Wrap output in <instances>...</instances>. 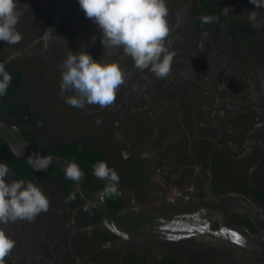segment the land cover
Segmentation results:
<instances>
[{"label": "rangeland", "instance_id": "obj_1", "mask_svg": "<svg viewBox=\"0 0 264 264\" xmlns=\"http://www.w3.org/2000/svg\"><path fill=\"white\" fill-rule=\"evenodd\" d=\"M195 1L166 0L170 28L166 44L174 53L171 67L180 68L185 72L184 77L188 76L183 83L177 78L159 81L147 70L135 71L132 59L123 54L122 48L104 52L97 25L85 17L82 9L75 10V17L70 13L77 0H16L21 13L16 27L22 40L15 45L0 41V63L23 70L24 83L19 98L35 110L38 126L33 131L38 141L67 143L74 137H84L89 145L104 150V162L113 170L118 166V172L130 169L131 162L124 157L127 148L140 147L143 143L147 144L144 147L147 162L158 161V169L161 162H168L171 168L165 165V169L153 172L150 192L146 190L137 198L134 182L127 183L122 189L126 195L125 210L119 214H123V221L135 220L140 210L148 208L145 211L148 223L139 227L135 235L154 237L177 224V220L166 219L163 227L164 222L160 224V218L150 207L166 208L172 205L171 202L178 206L176 195L181 192L182 196H187L188 191L183 187L176 190V184L170 179L186 174L194 183L195 189L190 194L192 200H209V214L213 217L208 224L211 234H200L201 230L193 234H200L204 244L229 246L226 255L236 251L241 253L239 263L252 262L260 255L259 243L264 242V228L260 226L264 223V209L259 207L252 212L251 206L256 207V201L249 198L248 192L234 189L244 177L251 185L264 188V6H256L251 0H223L231 27L216 32L211 27L194 28ZM259 2L264 4V0ZM244 26L255 28V33L241 31ZM53 27L58 35L54 34ZM82 50L97 61L119 62L126 73L123 85L133 86L140 80L141 106L150 89L156 88L153 105L157 106L158 100L163 99L165 102L158 106L167 104L166 110L157 115L155 108L153 112L145 108L131 112L139 118L132 117L129 123L120 121L116 114H126V90L122 89H118L115 99L122 102L120 112L114 109V104L106 108L85 105L83 109L66 104L65 97L73 93H62L59 87L62 64L69 51L78 53ZM178 89L183 95H177ZM172 107H175L174 111ZM97 120L101 123L97 124ZM134 120L139 124H131ZM0 133L9 141L15 154L37 155L23 143L14 124H0ZM175 148L181 154L178 152L173 161ZM164 156L166 160L162 161ZM205 159L210 165L202 164ZM7 180L11 182L16 178L9 174ZM100 182L99 179L98 184ZM37 186L48 197L49 210L39 214L33 222L0 225L16 242L5 260L10 264H111V260L104 261V258L113 248L108 250L106 244L93 243L89 233L96 228L88 225L80 213L81 207L65 206L59 199V185L54 179L47 177ZM154 195H161L156 205L152 201ZM93 198L100 201L98 193ZM227 207L248 209L253 218L256 215L263 217L256 220L258 224L253 230L223 228L227 221L230 222L224 217ZM196 214H183L177 228L187 229L191 225L201 229L206 225L204 214ZM168 215H172L171 210ZM120 220L117 219L116 226H121ZM97 228L116 231L111 217H106ZM233 233L239 235L242 243L236 242ZM185 246L186 252L192 249L189 243ZM223 262L231 264L233 260ZM117 263L119 260L114 261Z\"/></svg>", "mask_w": 264, "mask_h": 264}, {"label": "flooded vegetation", "instance_id": "obj_2", "mask_svg": "<svg viewBox=\"0 0 264 264\" xmlns=\"http://www.w3.org/2000/svg\"><path fill=\"white\" fill-rule=\"evenodd\" d=\"M196 2L197 0L193 4V15H194L193 25L195 29H199L203 27H211L216 32H223V31L228 30L231 27V21L229 20L228 16L226 15L224 11V1L223 0H220L221 5H222L221 9L226 17L227 23L218 28L217 27L215 28L214 26H211V25L198 26L196 24V21L198 19V13L195 7ZM62 7L60 9V12L62 10ZM75 10L77 11L81 10L78 0L70 12L72 16L74 17L77 16V14L75 13ZM55 17H57V14ZM53 29H55V27H53ZM240 30L245 31L246 33H255L256 31L255 28L249 27V26H244L240 28ZM54 34L55 35L59 34L56 29L54 30ZM125 69H128V68H125ZM133 69H135V71L138 70L136 68H133ZM149 74H151L152 78L155 77L152 73H149ZM184 75H185V72L181 70L180 68L171 67V72L169 76L167 77V79L172 80L173 78L175 79L177 78L178 80H181L180 83H183L184 79L185 80L188 79V76L184 77ZM151 77L149 79H152ZM155 79H158V78L155 77ZM158 80L160 81L161 79H158ZM139 81L140 80H138L137 83L133 86L122 85L119 88L124 91L126 90L125 108H124L126 114L124 113L116 114L120 121H123V122L128 121L129 123L132 117H136V118L140 117L135 114H131V112L136 113L139 110L141 111L142 109H145V108H150L152 109L151 112H153V108H155L157 110V115H159V113L163 112L164 110H166V107H168L167 104L163 106H158L165 102L163 99L158 100L159 103L157 104V106L153 105V101H155L154 93L157 92L156 88L150 89L151 91L145 97L146 101H144V103L141 106L140 98L143 96V92L141 90V83ZM21 89H20V93H21ZM180 93L182 92H180V90L178 89L177 95H179ZM181 95H183V93ZM209 95L210 94H206V96H209ZM113 104H114V109L120 112V106L122 104L121 100L117 98V100ZM175 106H176V110L178 109L179 111L180 108L178 107L177 103L175 104ZM30 107L33 108L31 105ZM174 108L175 107H172L173 111H174ZM184 109L187 110V107L185 106ZM34 113H35V110H34ZM169 116H172V114ZM174 116H176V114H174ZM37 120H38V117H37ZM37 120L36 122H38ZM138 122L139 121L134 120V122H132L131 124L138 125L139 124ZM11 123L14 124L15 128H17V132L21 140L23 141V143L30 146L33 149V152L35 154L44 156V154L36 150L34 145L30 144L29 142L23 139V137L20 135V129L14 123L13 120L11 121ZM0 124H10V123L0 121ZM131 124L129 126H131ZM37 126H38V123L36 126H29V128L33 131L34 128ZM149 126L150 125H147L146 127H149ZM155 127L157 128V125H155ZM154 131H156L155 133H157L156 129ZM34 138L37 142L43 143L37 140L35 132H34ZM76 138L81 140V142L85 144L88 150L90 151L98 150L101 153H103L102 161L104 162L105 152L102 148L94 146L93 144L89 145L87 140L84 139V137H74L70 141ZM67 143H55V144H67ZM43 144L51 145L53 143H48V144L43 143ZM146 145L147 144L143 143V144H140V147L139 146L138 147L129 146L127 148L124 157L128 158V160L131 162L128 165L130 169L129 171L122 170L121 172H118L119 169H118V166H116L114 171L119 177L120 181L119 182L117 181L114 184L111 181H105V180H101L100 184H98L99 179L94 174H92L87 180L86 179L87 174L83 171L81 165L76 162L81 168V170L83 171L84 175H83V178L78 182H73L71 180V184H70L71 189L74 192V195L78 196L79 198V201L74 205H71L68 201L65 200L64 194L62 193V186L60 184L59 178L55 174L51 172H47L48 169L37 170L39 172H47V173H45L41 177L39 183H36L33 181L32 182L36 185H39L44 179H47L48 177L49 179L50 178L54 179L58 183L59 199L65 204L67 208L81 207L80 213L84 215V217L87 219L86 222H88V225L91 226L92 228H96L93 231V233H91V231L89 233L92 236L91 239L93 243L95 244L97 242H100L101 244H106V247L108 248V250L110 247L113 248L112 249L113 251L110 250L111 253H109L108 255H105V258H104V261L107 260L108 262H110L111 260L112 261L111 264H114L115 260H119V263L117 264H226L227 262L224 263L223 260L226 261L227 259H229L230 262L233 260V263L231 264H264V242L259 243L258 248L261 250V252H260V255L257 256V259L252 262L245 261L243 263H239L240 260L238 257L241 255V253L237 251L232 254L230 253L226 255L225 251L230 249L229 246L225 247L223 244L215 245L213 243L204 244L205 242L202 241V236L200 234L202 233L211 234L208 229V224L211 223L209 220L213 221V217L209 214V208H210L209 200L208 201L207 199L201 200V201L199 199L192 200L193 198H191L190 194L195 189L194 183H193L192 178H190V176H187L186 174L181 175V177H178V179H176L175 177L173 179H170L171 183L176 184L175 185L177 186L176 190H178V187H183L186 191H188L187 196L186 195L182 196L181 192L178 195H176L175 199L178 201V206H176L175 202H171L172 205L166 208H164V206H161V207L151 206L150 207L155 210L154 213H156L158 217L160 218V224L164 222V224H162L163 227H165L164 225H165L166 219L172 220L174 222H176L177 220V224H175L173 228L170 229L168 232L158 234L157 236H154V237L147 238L144 234H138V235L134 234L135 231L139 230V227H144L145 223H148V219L146 218V215H145L146 213L145 211L148 210V208H145L144 210H140L138 213L139 216L135 220L128 219V220L123 221V218H122L123 214L119 215L125 210V202H126V195L124 194L122 189H125V187L127 186V183H130L131 185V183L134 182L135 184L133 188L135 189V196L139 198L146 192V190L150 192V186L152 185L153 172L157 173L158 171L165 169V165L170 167L168 162L166 164L161 162L160 163L161 167L158 169L157 168L158 161H154L151 163L147 162L144 157L146 153L145 152L146 150L144 149V147ZM132 150H134L133 154L131 153ZM176 150L177 149L175 148L173 149V152H172L173 161L177 159L178 152H180ZM150 155H152V153ZM46 156H51V155H46ZM25 157L28 158L27 156ZM51 157H52V161H56L60 163L61 166L64 167V169L66 167V164L69 162L68 160L60 158V157H55V156H51ZM165 160L166 159L164 156L162 158V161H165ZM202 164L210 165V163L207 162L206 159L204 160V162H202ZM162 173L166 174V172H162ZM9 174L14 176L16 179H23L20 176H18L16 173L9 172ZM23 180L26 182L30 181L26 179H23ZM109 186H114L116 189V192L121 195L122 205L119 209H116V210L112 209L105 201V194L107 191H109L108 190ZM234 190L239 191L241 193H243L244 191L248 192L249 198L256 201V207L255 205L251 206V210H253L252 212H256V210L259 207L264 209V188H261L260 186H256V185H251L247 177H244L241 184L238 185ZM212 191H214L213 188H212ZM96 193L99 194L100 201H97L93 198V195ZM260 193L262 195H260ZM160 196L161 195L159 196L154 195L152 197V201L155 203V205L157 203L156 200L158 199V197L161 199ZM136 201H138L139 203V199H137ZM94 208H97L102 213V216L96 222L94 221V215L87 211L88 209H94ZM229 208L230 207L225 208L226 212H225L224 217H227L230 220V222L227 221L226 224L223 225V228L229 229L231 227H238L242 231H243L242 228L247 229V230L249 229L253 230L255 227H257V224H258L256 220H258L259 218L261 220V218L263 217V216L258 217V215H256L255 218H253L248 213L250 212L248 209H246V211H242V210L229 209ZM164 209H166V211ZM169 210H171V213H172L171 216L168 215ZM187 212L197 213V214L198 212H203L204 218H205L204 221H206L205 222L206 225L201 226V229H198L197 227L191 226V225L187 229L181 226L177 228L180 218H182V216H184L183 214ZM174 213L176 214L174 215ZM206 214L208 215V217L206 216ZM106 217H111L113 219L116 231H113V230L105 231L103 229L97 228V226ZM118 218L121 219L119 221V224L121 226H116L115 222H117ZM260 226L264 228V223H261ZM199 230L201 231L199 232ZM197 232L200 233L197 235L201 237L196 238L197 235H194L193 233H197ZM193 238H196V239H193ZM205 241L208 242L207 240ZM188 243L192 249L186 252L185 249L187 248L186 247L187 245L185 246V244H188ZM211 244L213 246H211ZM221 259L222 261H220ZM5 264H10V262L5 260Z\"/></svg>", "mask_w": 264, "mask_h": 264}, {"label": "clouds", "instance_id": "obj_3", "mask_svg": "<svg viewBox=\"0 0 264 264\" xmlns=\"http://www.w3.org/2000/svg\"><path fill=\"white\" fill-rule=\"evenodd\" d=\"M86 18L92 20L102 34L101 43L106 50L122 48L123 54L132 59L134 67L147 70L158 79H166L171 72L174 53L166 44L170 34L167 21L166 0H78ZM256 6H264L259 0H251ZM254 14V13H253ZM21 13L16 0H0V41L15 45L22 40L17 29ZM212 18L205 17L204 22ZM126 73L117 61L94 60L86 51H69L62 64L61 92H70L65 103L83 109L85 105L110 107L118 89L125 83ZM12 75L0 63V96L7 94ZM97 124L101 121L97 120ZM29 165L35 170H46L51 156H29ZM9 166L0 163V225L18 221L33 222L50 207L48 197L32 181L16 179L9 182ZM65 178L78 182L83 171L74 161L64 169ZM93 174L100 180L113 184L119 177L106 162L93 165ZM109 191L115 192L114 186ZM16 242L0 228V264L15 248Z\"/></svg>", "mask_w": 264, "mask_h": 264}, {"label": "trees", "instance_id": "obj_4", "mask_svg": "<svg viewBox=\"0 0 264 264\" xmlns=\"http://www.w3.org/2000/svg\"><path fill=\"white\" fill-rule=\"evenodd\" d=\"M196 10L198 26L211 25L215 28L223 26L227 23L226 17L222 12L220 0H197ZM212 18L210 22L205 23L204 18ZM6 70L12 75V82L7 90V94L0 96V121L14 123L20 129V135L30 144L34 145L38 152L44 155L60 157L68 161H74L81 165L83 171L88 178L93 174V165L103 159V153L98 150L90 151L85 144L79 139H73L67 144H51L45 145L39 143L34 138V132L29 126L37 125V116L33 108L29 104L24 103L20 98V89L23 85V70L17 66H6ZM0 163H6L9 166L10 172L16 173L23 179L30 180L36 183L40 182L41 177L51 172L55 174L62 186V193L65 200L71 205L79 201L78 196L74 195L71 189V180L65 178L64 167L56 161H51L47 172H39L29 165L28 160L23 155H16L10 148V145L0 133ZM120 179L118 180V182ZM260 195H262L260 193ZM106 203L114 210L119 209L122 205L121 195L116 191H107L105 194ZM88 212L94 215V221H98L102 213L97 209H88Z\"/></svg>", "mask_w": 264, "mask_h": 264}, {"label": "snow or ice", "instance_id": "obj_5", "mask_svg": "<svg viewBox=\"0 0 264 264\" xmlns=\"http://www.w3.org/2000/svg\"><path fill=\"white\" fill-rule=\"evenodd\" d=\"M232 235L236 237V242H237V243H242V240H241V238L239 237L238 234L233 233Z\"/></svg>", "mask_w": 264, "mask_h": 264}]
</instances>
